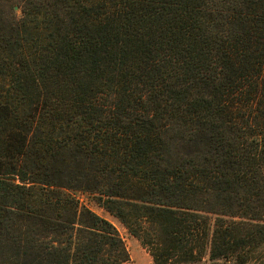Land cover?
I'll list each match as a JSON object with an SVG mask.
<instances>
[{"label":"trees","instance_id":"16d2710c","mask_svg":"<svg viewBox=\"0 0 264 264\" xmlns=\"http://www.w3.org/2000/svg\"><path fill=\"white\" fill-rule=\"evenodd\" d=\"M78 192L154 264H264V0H0V264H127Z\"/></svg>","mask_w":264,"mask_h":264},{"label":"rangeland","instance_id":"374dc122","mask_svg":"<svg viewBox=\"0 0 264 264\" xmlns=\"http://www.w3.org/2000/svg\"><path fill=\"white\" fill-rule=\"evenodd\" d=\"M15 10L18 14H20V9L18 6H15ZM77 194L80 198V202L83 205L88 206L96 214L108 219L115 225L129 252L130 259L127 264H154L152 256L150 255L147 248L144 247L141 240L131 234V232L120 222L117 217L107 211L103 206L99 205L93 195H90L86 192H78ZM186 264H222V262L211 260L207 254L199 260Z\"/></svg>","mask_w":264,"mask_h":264}]
</instances>
